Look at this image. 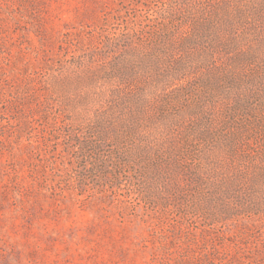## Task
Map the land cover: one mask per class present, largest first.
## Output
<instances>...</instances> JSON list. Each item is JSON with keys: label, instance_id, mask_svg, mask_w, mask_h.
Returning a JSON list of instances; mask_svg holds the SVG:
<instances>
[{"label": "rangeland", "instance_id": "1", "mask_svg": "<svg viewBox=\"0 0 264 264\" xmlns=\"http://www.w3.org/2000/svg\"><path fill=\"white\" fill-rule=\"evenodd\" d=\"M0 264H264V0H0Z\"/></svg>", "mask_w": 264, "mask_h": 264}]
</instances>
